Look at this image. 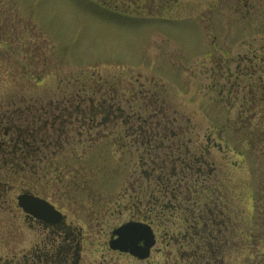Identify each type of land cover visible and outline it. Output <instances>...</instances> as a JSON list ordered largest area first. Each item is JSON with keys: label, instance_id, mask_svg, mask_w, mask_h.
Wrapping results in <instances>:
<instances>
[{"label": "rangeland", "instance_id": "rangeland-1", "mask_svg": "<svg viewBox=\"0 0 264 264\" xmlns=\"http://www.w3.org/2000/svg\"><path fill=\"white\" fill-rule=\"evenodd\" d=\"M110 1L0 0V105L8 96L46 93L99 104L111 94L125 112L145 117L164 104L171 120L190 123L189 148L207 153L205 170L215 168L203 184L180 177L179 198L194 200L186 184L228 186L223 209L231 221L219 264H264V0ZM104 106L92 110L96 122ZM71 109L77 120L89 113L87 104ZM115 125L72 129L56 155L15 176L0 171V179L13 186L12 197L27 188L68 212H84L78 223L96 241L82 264H199L192 250L164 240L142 262L104 252L108 232L131 216L118 200L121 187L137 179V154ZM155 177L144 178L146 211ZM94 187L103 193L90 196L86 190ZM9 223L0 230L6 264L14 247ZM17 243L21 260L28 244Z\"/></svg>", "mask_w": 264, "mask_h": 264}, {"label": "flooded vegetation", "instance_id": "flooded-vegetation-1", "mask_svg": "<svg viewBox=\"0 0 264 264\" xmlns=\"http://www.w3.org/2000/svg\"><path fill=\"white\" fill-rule=\"evenodd\" d=\"M8 97V100L0 105V171L8 172L9 177L15 176L18 171L6 166V160L14 158L15 151L21 147L27 149L29 166H33L34 163L43 161L48 156L56 155V152L68 143V131L94 128L97 123L115 127V124L120 122L124 135L122 140H126L125 143L137 154V179L134 183L122 185L123 191L118 196L120 205L130 208L131 216L107 234L108 249L104 252L113 253L111 258L114 254H119L127 255L139 262L145 261L156 244H161L160 241L164 240L165 243L167 242L166 245L164 243L165 246L178 245L183 252L192 250V257L197 258L199 264L221 262L222 236H225L226 223L231 221L226 215V209H223L224 205H228L225 197L227 184L202 185L198 189L193 184L185 183L187 189L185 194L190 193L194 196V200L187 199L189 196L184 199L179 198L181 195L178 196L180 177H199L203 184V180L209 179L215 171V168L209 172L205 170L207 153L201 146L196 148L195 145L189 148L192 143L190 138H186L190 129L188 121L171 120L163 107L164 104L161 103L156 110L147 113L145 117H141L138 111L125 112L121 105H117L116 98L111 94L99 104L94 99L81 98L79 95L46 93L22 99ZM17 103L20 105L25 103V105L16 109L14 107ZM84 104H87L88 115L83 116L81 120L73 118L71 108L73 106L80 108ZM103 105H105V108H102L105 109L104 112L103 110L98 112L102 120L96 122L92 110ZM23 129L26 130L22 131ZM24 132L26 138L23 137ZM205 150L207 151V147ZM176 165H179V168H176ZM1 167H7L8 170L3 171ZM145 176H148V179L156 176L157 182L151 199L152 205L147 211L144 206ZM196 178L194 183L197 182ZM11 186L0 179V214H5L0 215L2 219L0 230H3L6 222H10L9 239L14 245L11 246V255L7 264H82L84 257L90 252L86 250L91 248V243L95 246L96 241L95 234L90 232L85 234L84 228L78 223L79 217H82L84 212L78 211L79 209L75 210L76 213L74 210L68 212L27 188L12 197L9 195L13 191ZM86 191L90 196L103 193L97 187ZM164 192L168 194V198L162 202L161 194ZM20 196H31L45 201L52 208L55 216L46 215L44 218H39L23 211L18 205ZM70 203L73 205L74 202ZM68 206L64 207L69 209ZM82 206L85 207V211L87 208L91 209L88 203ZM100 208L103 209L101 205ZM16 211L23 215L22 225L17 222ZM127 223L145 225L150 229L153 243L147 258L141 260L110 247V242L117 239L114 231ZM87 239L90 242L85 246ZM19 241L21 244H28L21 254V260L16 259L18 252H21L16 249L17 246L15 247ZM144 242V237L138 240L137 250L144 248ZM93 252H90L92 256L95 253ZM216 256H220V259L214 263L213 259Z\"/></svg>", "mask_w": 264, "mask_h": 264}, {"label": "water", "instance_id": "water-1", "mask_svg": "<svg viewBox=\"0 0 264 264\" xmlns=\"http://www.w3.org/2000/svg\"><path fill=\"white\" fill-rule=\"evenodd\" d=\"M18 205L25 212L35 217L44 218L46 215L55 216L52 208L43 200L31 196L18 197ZM116 240L110 242L113 250L129 253L138 259H145L149 255V248L152 246V235L150 229L145 225L127 223L114 231ZM144 237V248L137 250L136 244L139 239Z\"/></svg>", "mask_w": 264, "mask_h": 264}, {"label": "trees", "instance_id": "trees-1", "mask_svg": "<svg viewBox=\"0 0 264 264\" xmlns=\"http://www.w3.org/2000/svg\"><path fill=\"white\" fill-rule=\"evenodd\" d=\"M26 129H23L22 131H25ZM27 132V131H26ZM23 137L26 138V134L24 132ZM14 158L11 160H6V166L10 168L16 169L18 172H23L26 169H29L30 161L28 159V156H26V153H28L27 149L24 147H21L15 151ZM250 242V241H248ZM247 243V242H245ZM211 257V256H210ZM243 257V256H242ZM220 259V256L214 257V263ZM215 264H219V262H216Z\"/></svg>", "mask_w": 264, "mask_h": 264}]
</instances>
